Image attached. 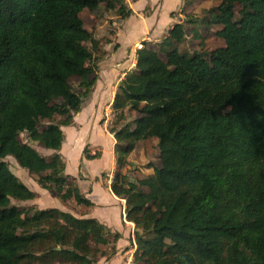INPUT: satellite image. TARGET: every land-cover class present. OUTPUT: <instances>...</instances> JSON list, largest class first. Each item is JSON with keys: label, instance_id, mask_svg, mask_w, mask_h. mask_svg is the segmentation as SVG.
I'll return each instance as SVG.
<instances>
[{"label": "trees", "instance_id": "1", "mask_svg": "<svg viewBox=\"0 0 264 264\" xmlns=\"http://www.w3.org/2000/svg\"><path fill=\"white\" fill-rule=\"evenodd\" d=\"M123 1L0 0V264H97L116 253L119 234L95 218L12 204L35 193L5 158L61 201L91 205L57 151L105 55L80 12L104 6L124 19ZM204 19L224 45L180 51L185 30L175 23L136 49L116 86L110 188L134 225L128 264H264V0H220L186 21ZM23 132L56 153L45 158ZM149 139L159 165L149 161L152 172L128 182V157Z\"/></svg>", "mask_w": 264, "mask_h": 264}, {"label": "crops", "instance_id": "2", "mask_svg": "<svg viewBox=\"0 0 264 264\" xmlns=\"http://www.w3.org/2000/svg\"><path fill=\"white\" fill-rule=\"evenodd\" d=\"M165 1L154 0L153 2L147 0L140 3V0H132L127 4L131 14L122 19L121 24L115 30L116 46L111 53H105L104 59L99 63V73L96 72L97 79L93 90L89 94V98L87 97V101L84 102L85 104L83 103L81 106L80 111L75 115L77 117L75 122L78 123L79 128L74 127L73 122L71 125L62 126L67 130L61 127L64 139L57 153L61 155L64 162V174L69 177L70 182L77 186L79 192L89 200L91 205L77 204L72 198L61 201L51 191L42 188L37 182H34V184H37V186L35 185L37 190H31L36 194L49 193L54 202L56 200L60 201V204L48 208H57L80 218H95L104 224L111 233L119 234L118 239L111 244L116 253L109 259L104 256L99 257L97 264H128L134 248V225L126 220L125 199L117 197L110 188V182L116 169L115 139L113 133L107 130V118L113 116L110 106L117 83L127 72L135 68V51L142 46L143 42L158 44L175 23H183L187 19L186 15L194 12L198 13L199 7L206 6L209 2L202 4L201 0H192L186 3V0H178L180 5L176 7L169 6L168 9L161 11V8L165 6ZM145 7H149V9L148 12L143 13ZM188 7L189 9L186 11L185 8ZM195 7L196 9H194ZM175 13L176 15H174ZM160 19H162V23H160ZM194 35L196 34L194 33ZM71 138H74L73 144H76L79 151L75 170H69L64 155ZM99 138H103V140L98 141ZM27 143L47 159L56 153L54 150L42 147L37 142L36 145L30 142ZM137 146L128 157V165L123 168V172L127 173L128 182H134L135 177H138L137 175L142 177L152 172V169L146 166L149 161L140 163L132 159ZM97 152H99L98 157L94 159L86 158L87 154L93 155ZM94 166L96 168L95 172H89L91 167ZM82 170L85 171V175L80 174ZM101 174H105L107 178L101 177ZM34 180L36 181V179ZM71 202L74 203L77 209L75 207V210L67 208L66 204L71 205ZM124 249L130 252L129 258L126 257L127 251L123 252ZM126 259L128 260L126 261Z\"/></svg>", "mask_w": 264, "mask_h": 264}, {"label": "rangeland", "instance_id": "3", "mask_svg": "<svg viewBox=\"0 0 264 264\" xmlns=\"http://www.w3.org/2000/svg\"><path fill=\"white\" fill-rule=\"evenodd\" d=\"M130 1H132V0H124L123 3L127 6V4ZM143 1H147V0H140V3ZM150 1L154 2V0H150ZM189 1H192V0H186V3H188ZM207 1H209V2L206 4V6L199 7L198 13L194 12V13H190L188 15L195 17V18H198V17H200L203 10L215 7L216 5H218V2H219V0H201L200 2L203 4ZM164 5L165 6H163L161 8V11H163L164 9H168L169 6L176 7L177 5H180V3H178V0H166L164 2ZM205 7H208V8H205ZM190 8L192 9V7H190ZM148 9H149V7H145L144 11H142V12L143 13L148 12L147 11ZM188 9H189V7L185 8L186 11ZM191 9H190V11H191ZM194 9H196V7ZM174 15H176V13ZM188 15H186V16H188ZM80 16L84 21L85 27L88 30H91L92 32H94L95 35L97 37H99V40L102 44L101 45L102 51H105L106 54L111 53L116 46V41L114 38L115 30H117L119 24H121V21H122V18H120V16L117 14V12L115 10H107L104 8V6H101L96 11H93V12H90L87 9H83L80 12ZM162 18H163V15H162ZM160 23H162V19H160ZM183 24H184V30H185V39L179 45L180 51H185V52L191 53L193 51L201 50V48L205 49L207 51H210V50H213L219 46L224 45L223 39H221L215 35V31L217 30L216 24H213L212 22L210 23V22L206 21V19L200 20L197 22H192V23L183 21ZM194 33L196 35L199 34V37L197 38L194 35ZM200 35H201V37H200ZM200 39H202V45L201 46H200V44H201ZM88 46H89V44H88ZM102 59H104V58H102ZM101 60L99 62H97V66H96L97 74L99 73L98 66H99V63L101 62ZM88 98H86L83 101V103L86 102ZM75 115L76 114L73 115V126L76 128H79L78 123L75 122V119H77V117H75ZM61 119H63V116L62 117H60V116L55 117L56 121L61 120ZM113 119H114L113 116H109V119L107 118V123L111 122ZM47 122L48 121L44 120L42 124L45 125ZM62 128L67 130L64 127H62ZM19 138L22 142H30L31 144L36 145V142L30 141V139L28 138V135L25 132L21 133ZM69 138H70V136H69ZM75 139L77 140L76 136H75ZM102 140H103V138L98 139V141H102ZM73 143H74V138H71V141H70L69 145L66 147L65 154H64L66 157L67 166H69V170H75L76 169L75 164H76L77 159H78L77 156H79V151L76 148L77 146H76V144H73ZM156 143H157L156 139H149V140H146V141L140 143L137 146L136 152H134L132 159L134 161L136 160L140 163H146V162L150 161V162H154L156 165H159V161L157 158ZM5 161L8 163V166H9L10 170L12 171V173H14L24 185H26L32 191L37 190V187H36L37 184H34V182H36L34 180L36 175L29 174L28 171L26 169L20 167L17 164L16 160L11 156H7L5 158ZM84 170H82V172H80L81 175H85ZM90 170L91 171H89V170L88 171L89 172H95V170H96L95 166L91 167ZM134 174H136V173H134ZM100 176L107 178V176L105 174H101ZM137 176L139 177V175H137ZM36 198H37V200H36ZM11 203L20 207V208H23V207L28 206V205H33V206L37 207L38 209H43V208L51 207L53 205H58V204H60V201L56 200V202H54L51 195L49 193H46L43 195L42 194H36V197L31 199V200L20 201V200L11 199ZM33 203H37V204H33ZM66 206L69 209L73 208L75 210V208H76L73 202H71V205H69L67 203ZM102 248H104V247L102 246ZM125 251H127V249L123 250V252H125ZM133 251H134V249H133ZM129 254H130V252L127 251V256H126L127 258H129V256H130ZM127 260L128 259H126V261ZM129 260L131 261V257ZM115 264H117V263H115Z\"/></svg>", "mask_w": 264, "mask_h": 264}, {"label": "built area", "instance_id": "4", "mask_svg": "<svg viewBox=\"0 0 264 264\" xmlns=\"http://www.w3.org/2000/svg\"><path fill=\"white\" fill-rule=\"evenodd\" d=\"M108 182H109V179H108ZM131 254H132V252H131Z\"/></svg>", "mask_w": 264, "mask_h": 264}]
</instances>
